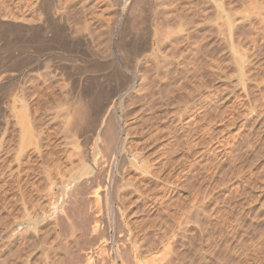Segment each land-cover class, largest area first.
<instances>
[{"label": "rangeland", "instance_id": "374dc122", "mask_svg": "<svg viewBox=\"0 0 264 264\" xmlns=\"http://www.w3.org/2000/svg\"><path fill=\"white\" fill-rule=\"evenodd\" d=\"M46 1L0 0V20L28 24L40 34V36L35 35L33 39L36 41L33 40L31 44L23 32L9 34L7 31L5 33L0 31V68H4L3 65L20 66L22 64L19 68L23 66L24 69L21 70L27 72L26 70L33 67L32 60L37 58L36 55L38 57L41 55L43 59L38 71L32 70L25 76L23 84L19 85L21 88L18 87L24 88L20 93L11 95L12 89L7 82L0 88L3 92H1L2 104L4 103L6 107L7 104L11 106L9 99L19 98V94H22L28 99L27 109L34 114L38 128L41 127L38 130H48L51 133L49 143L42 141L37 154L35 205L32 206L33 208L29 202L25 205L26 212L31 210V215L34 212L37 214L35 216H39L36 230L39 229L38 233L42 232L41 234L44 235L42 240L36 231L38 248L35 247L34 254L36 250L39 254H33L32 258L34 256L35 261L39 258L38 264L39 262L61 264L59 260H62L64 264L65 259L68 262L69 255L65 251L66 247L68 252L73 250V254H78L80 248L88 249L89 239L84 236H81L84 239L77 237L78 232L70 233L73 234L72 237L70 235L73 241L69 240V233L68 240L63 238L65 236H57L59 240L54 236L57 233L59 235L58 226L55 224L58 218L56 213L59 217H63V212L67 210L65 217H68L67 214L70 215L71 211L79 209L80 206L82 208V204L87 202L85 204L87 209L84 206L82 211H89L93 206L94 217L98 224L100 221L102 224H100L102 228L99 225L100 229L108 228V231L105 229L103 232H109L106 233L108 241L106 245L110 246V248L107 247L109 251H113L117 244L115 240L117 228L114 225L112 211L114 207L118 218H122L123 224L128 221L125 224L129 225L128 228H132V232H136L137 238L148 237L152 240L155 236L159 235L161 238L163 234H166L162 239L165 242L168 240V249L171 252L167 251L173 254V257L175 254L179 255L181 264H264V0H56L57 7L51 10V14H54L51 22L57 29L63 30L64 27L68 36L67 43L70 44L73 41L74 44L80 45L78 48L80 51L76 53H73L75 50L66 46L65 52L50 48L48 40L54 36V33L43 34L39 31L37 24L41 28L43 24L45 27L49 24V21L44 18L41 6ZM152 1L155 2L152 3ZM24 6L31 8L28 9L30 12H25L27 9ZM60 11L64 12V19L59 17ZM31 14L32 21L27 18H31ZM86 24L89 28H86ZM149 27L152 31L154 30L155 35H152L151 31L148 34ZM110 28L114 30V33L127 34V41L132 42L130 52L133 57L131 62L126 64L131 70L130 74L137 75L139 79L137 78L133 83L130 82L132 85L129 86V91L118 92L123 97L124 108L117 110V116L120 125L124 126L122 138L127 148L123 155L122 153L120 156L115 155L116 159L120 160L118 164L121 167L118 164L116 167L114 162V165L112 164L111 175H114L116 183L114 182L111 190H117L116 193L110 191L112 196L109 200L114 197L115 200H119V203L116 202L117 200L102 201L101 198V201H97L98 204L89 195L95 188L97 189V182H99L97 176L92 177L95 180L89 177L91 181L88 177V179L84 177L69 179V176L79 175L82 169V174L83 171L90 169L89 164L86 161L82 162L80 155L77 154L83 147H95L92 144L95 142L97 132L101 130L100 122H98L100 119L94 118L95 122H93L89 114L90 109L88 110V105H85L83 101V105L86 106L82 109L84 111L80 110L82 113L72 116L71 120L79 124L78 126L76 124L72 130L67 124L71 118V115L67 117L65 114L67 105H58L60 100H65L66 96H63V99L61 95L60 98L56 94L60 93L61 88L62 93L65 90L66 94H63L68 95L67 90L77 86V89L84 88L94 94L97 93V96L93 95L94 103L103 97L102 91L104 95L109 94L106 90L113 88L115 82L113 79L117 78L116 74L124 72V75L120 74L124 78L125 69L122 68H127V65H123L125 62L122 59L126 53L115 48L113 44L107 45L105 36ZM56 32L58 37L62 35L61 32ZM188 35L191 36V46L184 44L185 47L181 48L182 45L180 46L178 41L183 37L185 39ZM84 36L94 38V48L102 54V58L104 55V58L108 57V59L103 58L98 61L93 57L90 58L83 45ZM8 41L12 43V46L9 50L7 48L5 50L2 46L6 47L5 44L7 45ZM134 42L140 48L148 45L153 50L145 51L144 49L142 54L133 53L132 47L136 46ZM47 47L52 49V54ZM19 48H21L20 51L25 50L22 54L20 53L21 55L18 53V56L16 54ZM180 49H182L181 53L178 52ZM106 52L112 55L109 54L111 55L109 57ZM45 53L51 55L43 56ZM160 57H165L169 62L168 60L167 64L161 62ZM157 58L158 61H156ZM30 60L32 63L29 62ZM82 60L83 62H80ZM159 63L164 65L158 67ZM53 64L67 66L65 71H68V75L56 76L55 88L54 86L47 88L42 86V76L51 70ZM47 89L51 92L49 93ZM52 93L57 97H53ZM110 97L112 99L111 95ZM76 101H79L78 96L70 98L69 102L74 104L77 103ZM92 123H95L94 126ZM80 132L82 135L79 134ZM102 151L105 150L101 148L100 152L104 154L105 152ZM26 170L28 169L25 168L24 171ZM25 177L22 174L11 177L10 186L13 188L5 187L12 189L11 196L17 197V200L19 196L16 189L19 185L23 189L27 188L24 182ZM79 179L83 183L88 180L86 183L88 185L90 183L94 185L92 181H95L96 185L90 188L87 186L86 188H89L87 192L85 186L80 185ZM72 184L73 188L80 186L81 189L84 188L83 191L77 192L78 195L81 194L84 203L80 195L79 199L82 203L78 197L76 198L81 204L75 202L76 198L74 199L73 196L78 195L75 194L76 188L74 190L70 187ZM4 186H0L1 203L5 196ZM66 186L74 191L68 188L71 192H66ZM64 192L68 197L64 195ZM72 192H75V195ZM69 194H73V202L68 199L71 197ZM83 194L89 195L86 196L87 199L82 196ZM11 196L10 202L9 200L6 202L7 210L5 205V207L3 204L0 205V221L8 219L9 214H6V211L10 212L11 204L9 206L8 203H11ZM65 199H68V202H75L77 206L72 203L67 204ZM123 201L125 203L122 204ZM88 202H91L89 206ZM61 206L65 207L61 209ZM90 206L91 208H88ZM117 206L123 207V209L118 207V210L123 212L120 213ZM96 207L102 209L100 214H96L97 211L94 210ZM106 207L110 213H105ZM77 214V211H74L73 215L77 216ZM68 218L71 220L72 217ZM52 221L57 227L52 224ZM103 222L106 225L109 224V227H106ZM141 226L144 227L141 228ZM16 227V231L13 230L7 237L0 238V257L5 258L11 248L20 256L24 255L23 258H19L20 256L15 254L17 256L14 257L15 260L17 259L15 264H24L23 262L33 264L34 260L31 262L32 258L30 255L27 256L30 246L27 244L30 243L28 233L24 232V235L21 228L23 227L26 231L25 226L17 225ZM54 227L56 232L53 230ZM135 227L136 230L140 229L136 231ZM140 232L145 234L141 235ZM22 235L27 237L29 242H24ZM81 241L89 246L82 242L86 245L84 246ZM18 242H21V245L24 243L23 245L26 246L23 247L27 250L23 249ZM75 243L77 247L72 246ZM161 245L162 243L155 239L152 251L158 248L160 250ZM22 250H24L23 253ZM60 254H64L62 255L64 259ZM57 255L61 259L60 257L57 259ZM74 256L80 260L77 255L70 258L74 259ZM173 257L168 255L164 259L166 261V258ZM18 259L19 262H17Z\"/></svg>", "mask_w": 264, "mask_h": 264}, {"label": "bare ground", "instance_id": "6f19581e", "mask_svg": "<svg viewBox=\"0 0 264 264\" xmlns=\"http://www.w3.org/2000/svg\"><path fill=\"white\" fill-rule=\"evenodd\" d=\"M129 1V0H128ZM131 1H133V0H131ZM55 2H56V0H47L46 2H43L42 3V9H43V15L45 16L44 18L47 20V21H49L48 23L49 24H47V21H46V24H47V27H45V26H43L42 25V28L40 27V25H38L37 24V26L39 27V31L40 32H42L43 34H45V33H48V32H50V34H52V33H54L53 35L54 36H50V35H48V36H50L51 37V39L50 40H48V42H49V45H50V48H56V50H62V52L64 51L65 52V46H66V48L68 47H70V48H72V50H75L73 53H76V52H79L80 50H78V48H79V46L80 45H77V43L76 44H74L73 43V41H72V43H67V41H68V39H67V34H66V32L64 31V27H63V30H60V29H57L53 24H52V22H51V18H52V15L54 16V14H51V10L54 8V7H57V6H55ZM123 2V1H122ZM155 1H152V3H154ZM123 5V4H122ZM150 5V4H149ZM153 6V5H152ZM26 9H27V11H25V12H28L30 9L27 7V6H24ZM29 9V10H28ZM116 10V9H115ZM120 10V9H119ZM24 12V13H25ZM30 12V11H29ZM22 13V12H21ZM23 13V14H24ZM118 13V12H117ZM16 14H17V12H16ZM90 14H92L91 12H90ZM89 14V15H90ZM14 15H15V12H14ZM26 15H27V13H26ZM30 16V15H29ZM31 18L30 17H27V16H25V17H27L28 18V20H31L32 21V18H33V15L31 14ZM90 16H92V15H90ZM20 17V16H19ZM59 17L60 18H62L63 17V19L65 18V14H64V12H62V11H60L59 12ZM169 17V16H168ZM167 17V18H168ZM21 18H22V15H21ZM30 18V19H29ZM89 18V17H88ZM93 18V17H92ZM23 19H25L24 17H23ZM53 19V18H52ZM34 20V19H33ZM45 21H43V22H45ZM66 21V20H65ZM149 22V21H148ZM112 23H114V22H112ZM149 23H151V22H149ZM28 25V24H27ZM27 25H24V24H22V23H13V22H10V21H4V20H0V31H4L3 33H5V31H7L9 34H13V33H15V34H18V33H25L26 34V36H27V38H28V41H31V44H32V41L34 40L33 38L35 37V35H38V36H40V34L39 33H36L35 32V30H34V28H32V27H29V25L27 26ZM149 26V25H148ZM35 27V26H34ZM37 27V28H38ZM86 28H89V25H87L86 24ZM56 30H57V32H61V34L62 35H60V37H58L57 36V34H55V32H56ZM126 30V29H125ZM114 30L113 29H109L108 30V33H107V35L105 36V38H106V43H107V45H109V46H111V44H113L114 46H116L115 48H117V49H121V50H123V51H125V57L122 59L123 60V62H125V64L123 63V65H127L126 63H130L131 62V60H132V54H131V47H130V45H131V43H129L128 41H127V39H126V35H124V34H122V33H114L113 32ZM150 31H151V33H153L152 35H155V33H154V30L152 31L151 30V28L149 27V33L148 34H150ZM56 32V33H57ZM124 32V31H123ZM156 32V31H155ZM191 35V34H190ZM89 36V35H88ZM88 36H84V39H83V45H84V47H85V49H86V51H87V53H88V56H90V58H95V60H101V59H103L104 58V55H103V58H102V54H99V52L94 48V44L93 43H95V40H94V38H88ZM91 37V36H90ZM151 37V36H150ZM178 38H179V36H177ZM183 37V36H182ZM190 37L191 36H187V37H185V39H181L180 41H178V42H180V44L179 43H177V44H179L180 46H181V48L184 46V44H187V45H185V46H188V45H190L191 43V41H190ZM162 38V37H161ZM181 38V37H180ZM179 38V39H180ZM82 39V38H81ZM176 39V38H175ZM192 39V38H191ZM162 40V39H161ZM34 41H36V39L34 40ZM80 41V40H79ZM148 41V40H147ZM176 41V40H175ZM26 42V41H25ZM6 43V42H5ZM22 43V42H21ZM35 43V42H34ZM33 43V44H34ZM80 43V42H79ZM78 43V44H79ZM135 43V42H134ZM193 43V42H192ZM20 44V43H19ZM67 44H69V46L67 45ZM49 45H48V47H49ZM94 45V46H93ZM135 47H132V51H133V53L135 52V53H137V54H142L143 53V51H144V49H145V51H147V50H150V49H152V48H149L148 47V45L146 46H143V47H141L140 48V46L139 45H137L136 43H135ZM5 46L6 47H4V46H2L4 49L5 48H7V50H9V47L10 46H12V43L11 42H7V45L5 44ZM34 45H32V47H33ZM142 46V45H141ZM177 46V45H176ZM184 46V47H185ZM191 46V45H190ZM189 46V47H190ZM19 47H21V46H19ZM47 47V48H48ZM24 48H26V47H24ZM46 48V49H47ZM110 49H112L111 47H109ZM176 48V47H175ZM18 49V48H17ZM20 49L21 48H19V50H18V52H17V54L16 55H18L19 56V54L21 53H23L22 51H24V50H21L20 51ZM28 49V48H27ZM46 49H45V51H46ZM178 49V48H177ZM187 48H185V50H186ZM2 50V49H1ZM6 50V49H5ZM76 50H78V51H76ZM153 50V49H152ZM151 50V52H152V54L154 53L153 51ZM157 50V49H156ZM175 50V49H174ZM184 50V49H183ZM20 51V52H19ZM28 51V50H27ZM34 51V50H33ZM38 51H40V50H38ZM44 51V50H43ZM44 51V52H45ZM48 51H50L51 52V54L53 53V51H52V49H49L48 48ZM69 52H70V50H68ZM177 51V50H176ZM26 52V51H25ZM30 52V51H29ZM29 52H27V54H29ZM35 52H37V51H35ZM47 52V51H46ZM71 52V53H72ZM151 52L149 53L150 55H151ZM178 52H182V49H180V51L178 50ZM19 53V54H18ZM175 53V52H174ZM20 54V55H21ZM50 53H45V54H43V56H50L51 55ZM68 54V53H67ZM106 54H111L112 55V53H107L106 52ZM148 54V55H149ZM15 55V54H14ZM39 55V54H38ZM108 55H106V56H108ZM111 55H109V57L111 56ZM149 55V56H150ZM28 56V55H27ZM79 56V55H78ZM117 56V55H116ZM145 56V55H144ZM148 56V57H149ZM157 56V55H156ZM11 57H13V56H11ZM10 57V58H11ZM21 57V56H20ZM34 57V56H33ZM32 57V58H33ZM36 59L34 58L32 61H33V63L31 62V60L29 61L30 63H32L33 65V67L32 68H29V70H26L27 72H23L21 69H24L23 68V66H22V68L20 69L19 67L22 65H20V66H14V65H7V66H5V65H3L4 66V68L3 67H1L0 68V88L3 86V84L5 83V82H7V83H9V85H10V89H12V90H10L11 91V95H13V93L14 94H17V93H20L22 90H24V88H23V86H22V89H20L21 88V86H19V85H22L23 84V82H24V79H25V76H27V74L28 73H30L32 70H36V71H38L39 69H40V64H42L41 63V61L43 60L42 59V57H41V55H40V57H38L37 55H36ZM54 57V56H53ZM152 57V56H151ZM166 57V56H165ZM165 57H160L161 58V62H166V64H167V60L168 59H166ZM14 58V57H13ZM49 58V57H48ZM89 58V57H88ZM147 58V57H146ZM150 58V57H149ZM153 58H154V56H153ZM159 58V57H158ZM158 58H157V60L156 61H158ZM45 59V58H44ZM104 59H108V57L107 58H104ZM154 59H156V58H154ZM15 60V59H14ZM59 60V59H58ZM112 60V59H111ZM121 60V61H122ZM160 60V59H159ZM57 61V60H56ZM87 61V60H86ZM155 61V62H156ZM80 62H83V60L82 61H80ZM116 62H117V60H116ZM160 62V61H159ZM168 62H169V60H168ZM60 63V62H59ZM121 63V62H120ZM134 63V62H133ZM171 63H172V60H171ZM63 64V63H62ZM61 64V65H62ZM135 64V63H134ZM163 63H159V66L158 67H160L161 65H162ZM165 64V65H166ZM169 64V63H168ZM19 65V64H18ZM61 65H57V64H53V67L51 68V70H49V71H47L46 72V74L44 75V76H42V81H43V85L42 86H44V87H52V86H54V82L57 80L55 77L56 76H63V75H65V76H67L68 75V71H65L66 70V67L67 66H61ZM65 65V64H64ZM157 65H158V62H157ZM164 65V64H163ZM12 66V67H11ZM130 66V65H129ZM133 66V65H132ZM136 66V65H135ZM124 67V66H123ZM126 67V66H125ZM130 68V67H129ZM70 69V68H69ZM122 69H125V76H124V78H126V79H124L123 77H122V75H120L121 73H123V75H124V72H120V73H118V75L116 74L115 76L117 77H115L116 79H113L115 82H114V86H113V88L111 87L110 89L108 88V90H106V92H108L109 94H107L106 95V93H105V95H104V91H99V92H101L102 94H103V97H101L100 98V100H98L97 102L96 101H94V103L92 102V100H93V95H96L97 93H92V92H89L88 90H86V89H84V88H78L77 89V86H75V87H73V89H66L67 90V93H68V95H64L63 93H65L66 91L64 90V92L62 93V90H61V88H60V93L59 94H56V95H58V96H62V98H63V96H66L65 97V100H60V102H59V106H65V105H67V107L65 108V114H67L66 116L67 117H70V115H71V118L69 119V121H68V125L70 126H68L69 128H71L72 130H73V127L75 128L76 127V124L77 123H75V122H73L71 119H72V116L74 115V116H76V114H79V112H81L80 110H82L83 108H85L86 106L85 105H88L87 106V108H88V110L90 109V115L92 116H90L91 118H93V120H94V118L95 119H100V121H98V122H100L99 123V126H101V130L99 131V132H97V136L95 137V142H93V144L92 145H95V147L94 146H89V145H86V146H89V147H83L82 148V150H78V151H81V152H78L79 154H77L78 156L80 155V158L82 159V162L83 161H86L88 164H89V166H90V169H87V171H83L84 173L82 174V170L80 171V173H79V175H77V174H72V175H70L69 176V179L71 178V177H84V178H86V179H88L89 177L90 178H92L93 176H97L98 178V180H99V182H97V189L95 188V190L92 192V194H89V195H91V198H93L94 199V201L95 202H97V201H101L100 199L102 198L103 200L102 201H107V200H109V198L112 196H110V191H112L111 189H112V186H114L113 184H115L116 182L114 181V175H111L112 173H111V167H112V164L114 165V163H116L115 165H116V167L119 165L118 164V162L120 163V160H117L116 159V156L115 155H117L118 154V156H120V154L122 153V155H123V152L126 150V142L124 141V139L122 138V132H123V125L121 126L120 125V123H119V117L117 116V110L119 109V108H122L123 107V97H122V95L121 94H118V92L120 91V90H124V91H129L130 89H129V86H131L130 85V82L131 83H133V82H135L136 80H137V78L139 79V77H136L137 75H134V74H130V72H131V70H129L128 69V65H127V68H122ZM118 71H119V69H118ZM70 72V71H69ZM114 73H116V72H114ZM113 73V74H114ZM134 73V72H133ZM138 74V73H137ZM29 75V74H28ZM114 76V75H113ZM110 78V77H109ZM113 78V77H112ZM139 81V80H138ZM58 82V81H57ZM57 82H56V84H57ZM53 84V85H52ZM18 87H20V88H18ZM54 88H55V86H54ZM132 88V87H131ZM40 89V88H39ZM51 90H53V88H50ZM77 89V90H76ZM129 89V90H128ZM48 90V92L50 91L51 92V90H49V89H47ZM101 90V89H100ZM40 91H41V89H40ZM58 92H59V90H57ZM57 91H56V93H57ZM123 91V92H124ZM1 92H2V90L0 91V186H2V185H5L4 186V193H5V196H4V199H3V201H2V203L0 202V205H2L3 204V207H5L6 205H7V200H9V198H10V196H11V193L12 192H10V191H12V189L10 190V189H6L5 187H11L10 186V181H11V177H17L18 175H20V174H22V176H26L25 177V180H24V182H26V184H27V188H25V189H23L22 187H20V185H19V187H18V189H16L17 190V194H18V196H19V200H20V202H18L19 200H17V197H14L13 195L11 196V203H8L9 204V206H10V204H11V209H10V212H7L6 211V214L8 213L9 214V216H7L6 214V216H7V221L5 220V221H3V220H1L0 221V238H5V237H7L13 230H17V229H20V228H18V227H16L17 225H24L25 226V229H26V231L24 230V228L23 227H21L22 228V231H23V233L25 232V233H28V237H29V241H30V243H27V242H29L26 238L27 237H24V235H25V233H24V235H22L23 237H24V239H22L24 242H26L27 244H30V246L28 247V250L26 249V248H24L26 245H21V242H18L19 244H20V246H24L23 247V249H26L27 250V252H29L28 253V255L27 254H25V255H27V256H29L30 255V258H32V255L35 253V249L36 248H38L37 247V245H38V241H36V234L38 233V231H39V229H37L36 230V224H37V217H39V216H35V215H37V214H35L34 212H33V215H31L30 214V212L32 213V211L30 210V212L28 211V212H26L27 210V208H25V205H26V203L27 202H29V203H31V207L32 206H34L35 205V200H36V187H37V173H38V157H37V154L39 153V149H40V144H42V141H45V143H49V141H50V139H51V133L48 131V130H38V129H40L41 127L39 126V128H38V122L36 123V118L33 116L34 114H32L31 112H30V110H28L27 108V106H29L28 104H29V102H27V100L28 99H26V97L25 96H23L22 94H19V98H10L9 99V102H10V104H11V106H12V109H11V106H9V104H7L8 106L6 107V105H4V103L2 104L1 103V101H2V94H1ZM49 92V93H50ZM53 92V91H52ZM3 93V92H2ZM66 94V93H65ZM115 94H117V95H115ZM21 95V96H20ZM51 95H53V93L51 94ZM70 95V96H69ZM72 95V96H71ZM98 95H100V94H98ZM110 95L112 96V99H111V97H110ZM61 96H60V98H61ZM67 96H69L70 98H73V97H75L76 96V98H77V96H78V102L77 103H70L69 101H70V98L69 97H67ZM97 96V95H96ZM5 97V96H4ZM53 97H57V96H54L53 95ZM59 98V99H60ZM80 98V99H79ZM97 98V97H96ZM56 99V98H55ZM58 99V100H59ZM64 99V98H63ZM82 99V100H81ZM57 100V99H56ZM85 102V105H83V103L82 102ZM19 103V104H17V103ZM75 102V101H74ZM19 105V106H18ZM10 107V108H9ZM7 108H9V109H7ZM18 108V109H17ZM124 108V107H123ZM6 110H7V112H6ZM87 110V109H86ZM82 111H84V110H82ZM127 111V110H126ZM89 112V111H88ZM82 113V112H81ZM127 113V112H126ZM82 115V114H81ZM128 115V114H127ZM127 115H126V117H127ZM87 116V115H86ZM79 116H77V118H78ZM82 117V116H81ZM125 117V116H124ZM81 119V118H80ZM79 119V120H80ZM85 118H83V120H84ZM67 120H68V118H67ZM71 120V121H70ZM86 121H88V120H86ZM86 121H85V123H86ZM91 121V120H90ZM77 122V121H76ZM92 122V121H91ZM93 122H95V120L93 121ZM94 124L95 123H92V126H94ZM97 125H98V123H96ZM79 124H77V126H78ZM96 125V126H97ZM96 128V127H95ZM82 130V129H81ZM84 131V130H83ZM128 131V130H127ZM79 132V131H78ZM78 132H76V134H78ZM79 134H81V132L79 133ZM82 135V134H81ZM84 135V134H83ZM91 136V135H90ZM83 138V137H82ZM87 142V141H86ZM83 144H84V142H83ZM82 144V145H83ZM81 145V146H82ZM49 146V145H48ZM132 146H133V144H132ZM77 147V146H76ZM101 148H102V150L104 149L105 151V153L104 154H101V152H100V150H101ZM132 148V147H131ZM78 149H79V147H78ZM129 149V148H128ZM41 152V151H40ZM81 153V154H80ZM41 155V154H40ZM135 155V154H134ZM135 156H137V155H135ZM133 158V157H132ZM135 158V157H134ZM78 159V158H77ZM123 159V158H122ZM79 160V159H78ZM141 160V159H140ZM155 160V159H154ZM116 161V162H115ZM126 161V160H125ZM85 162V163H86ZM114 162V163H113ZM123 162V161H122ZM142 162V161H141ZM153 162V161H152ZM82 164V163H81ZM84 164V163H83ZM82 164V165H83ZM118 164V165H117ZM81 165V166H82ZM122 165V164H121ZM143 165H145V164H143ZM79 166H80V164H79ZM78 166V167H79ZM120 166V165H119ZM123 166V165H122ZM121 167V166H120ZM143 167V166H142ZM25 168H27L28 170H26V171H24V169ZM75 168V167H74ZM161 168H163V167H161ZM77 169V168H76ZM117 169V168H116ZM160 168L158 167V170H159ZM118 170V169H117ZM74 171H75V169H74ZM122 171V170H121ZM71 173H73V171L71 172ZM143 173V172H142ZM147 173V172H146ZM150 174V173H149ZM155 175V174H154ZM118 176H120V175H118ZM152 176H153V174H152ZM159 176V175H158ZM157 176V177H158ZM88 177V178H87ZM99 177H100V179H99ZM149 177V176H148ZM24 178V177H23ZM90 178H89V181H91V180H95V178H92L91 180H90ZM22 179V178H21ZM96 179V180H97ZM144 179V178H143ZM81 180H82V178H81ZM80 179H79V183H80V185H82V186H85L84 188L87 190V189H89L90 188V186H93L94 187V185H96L95 183V181H92V184H93V182H94V185H91V183H90V185H88V184H86L87 183V181L88 180H86V183H85V181H84V183H85V185H84V183L81 181ZM97 180V181H98ZM22 181H23V179H22ZM75 181V180H74ZM81 181V182H80ZM149 181V180H148ZM78 182V181H77ZM115 182V183H114ZM20 183H21V181H20ZM79 183H77V184H79ZM81 183H83V184H81ZM26 184L24 183V185L26 186ZM67 184V183H66ZM118 184V183H117ZM120 185H121V183H120ZM124 185V184H123ZM139 185V184H138ZM149 185V184H148ZM71 186H73V184L72 185H70V187ZM74 186H76V184H74ZM78 186V185H77ZM89 187V188H86V187ZM119 186V185H118ZM146 186V185H145ZM67 187L66 186V192H68V193H70L69 191H68V188H69V190H72V189H74L75 190V188L76 187ZM115 187H117L116 185H115ZM115 187H113L114 189H115ZM136 187V186H135ZM11 188H13V187H11ZM78 188H80V189H78ZM83 188V189H84ZM118 188V187H117ZM122 188H124V187H122ZM65 189H64V191H65ZM83 189H81V186L80 187H77L76 188V193L75 194H77L78 195V193H79V190L81 191H83ZM91 189H92V187H91ZM74 190H72V191H74ZM109 190V193H107V191ZM117 190V189H116ZM116 190H114L115 191V193H116ZM139 190V189H138ZM114 191H112V192H114ZM66 192H64L65 194V196H67L68 197V195L66 194ZM78 192V193H77ZM87 192H88V190H87ZM0 193H1V190H0ZM15 193V192H14ZM73 193V192H72ZM73 193V194H74ZM81 193V192H80ZM82 193H84V192H82ZM91 193V192H90ZM73 194L71 195V194H69V196H71L70 198H68V199H71V201H72V199L74 198H76V197H78V199H79V195H80V197H81V194H79L78 196H76L75 194V196H73ZM15 196H16V194H14ZM88 194H83L82 196H85V199H87V197L86 196H89ZM124 195V194H123ZM72 196H73V198H72ZM125 196V195H124ZM118 197V196H117ZM117 197H115V198H117ZM82 198V197H81ZM90 198V199H91ZM68 199H65V200H67L66 201V203L68 204V203H72V202H68ZM77 198H76V203L78 202V203H80L81 202V199H79L80 200V202H79V200H78ZM112 199V198H111ZM120 199V198H119ZM89 200V199H88ZM113 200H115L114 199V197H113V199L112 200H109V201H113ZM117 200V199H116ZM115 200V201H116ZM123 200V199H122ZM125 200V199H124ZM82 201H83V203H84V200H83V198H82ZM93 200H91V202H92ZM9 202H10V200H9ZM74 202V203H75ZM86 202V201H85ZM91 202H88V206L91 204ZM116 202H118L119 203V200H117ZM115 202V203H116ZM6 203V204H5ZM63 203V202H62ZM74 203H72V205H76V203L74 204ZM82 203V202H81ZM80 203V204H81ZM87 203V202H86ZM86 203H84V204H82V208H81V206L80 205H78V206H80V208H81V210H80V208L79 209H77L75 206V208L77 209V210H73V211H71L72 213L70 214V215H66V216H71L72 218H71V220H69V218L68 217H65V212L67 211L66 210V208H64L66 211L65 212H63L64 213V216L62 217H59V215L56 213V215L58 216V218H56V220H55V224L58 226V229H59V235H58V233H57V235H54L55 236V238L57 237V236H65V237H63L64 239L66 238L67 240H68V237H67V234L69 233V240L71 239L70 238V235H71V237H72V235L74 234V233H76V232H78L79 234L77 235V237H79L80 236V238L81 239H84V238H86V239H89V241H90V246L89 245H87L86 244V242H84V241H81V243L83 242L84 244H86L87 246H89L88 247V249L85 247V248H80V252H78V254L77 253H75V254H73L72 252H73V250H71V252L69 253L68 252V250H66L67 249V247L65 246L66 245V243H65V240H63L64 241V243H65V247H66V249H65V251H66V253H67V257H68V262H67V259H65V261L68 263V264H181V259H180V257H179V255H176L175 253V255H174V257H173V254H170L169 252H171L168 248V244H167V242H168V240H167V242H165L163 239H162V237L164 238V235H166V234H163V233H161V234H163V236H161V238H160V236L158 235L157 237L155 236L152 240H150V238H148V237H146V238H142V239H139V238H137V234H135L136 232L134 231V232H132V228H128L127 226H129V225H127V224H125L126 222H128V221H125V223L123 224L122 222H121V219L120 218H118L119 216H117L116 215V213H117V211L115 210V208L113 207V210H112V208H111V206H110V209L113 211V214H114V220H113V218H112V220L114 221V225H115V227L117 228V234H116V239L115 240H117V244H116V246H115V249L113 250V251H109V249L108 248H110V246L108 247L107 245H106V233H109V232H103V230H105L106 228H104V229H100V227H99V225L101 224L100 222H99V224H98V222L96 221V219H95V217H94V211H93V206H92V208H91V206L90 207H88V208H91V210L89 209V211H82V210H84V206H85V209H87L86 208V206L87 205H85ZM90 203V204H89ZM98 203V202H97ZM101 203V202H100ZM102 203H104V202H102ZM111 203V202H110ZM121 203V202H120ZM123 203H125L124 201L122 202V204ZM64 204V203H63ZM99 204V203H98ZM107 204V203H106ZM5 205V206H4ZM104 205V204H103ZM108 205H110L109 203H108ZM117 205V204H116ZM125 205V204H124ZM8 206V207H9ZM77 206V205H76ZM115 206V205H114ZM122 206V205H121ZM63 207H65V206H63ZM62 206H61V209L63 208ZM104 207V206H103ZM118 207H120V206H117V210L119 209ZM33 208V207H32ZM97 208V207H96ZM94 209L95 210V212H96V214H100L99 212L102 210V209H100L99 207V209L97 208V209ZM101 208H102V206H101ZM107 208V211L106 210H104V209H106ZM106 208H104L103 210L104 211H106L105 213H110V211L108 210V207H106ZM30 209V205H29V208H28V210ZM60 209V210H61ZM71 209H72V206H71ZM120 209H123V207L121 208L120 207ZM6 210H7V206H6ZM8 210H9V208H8ZM99 210V211H98ZM125 210V209H124ZM4 211H5V209H4ZM34 211V210H33ZM74 211H77V216H75V215H73L74 214ZM111 211V212H112ZM115 211V212H114ZM119 211V210H118ZM57 212V211H56ZM59 212V211H58ZM120 212V211H119ZM121 212H123V210L121 211ZM120 212V213H121ZM30 215H29V214ZM69 213V212H68ZM119 213V214H120ZM60 214V213H59ZM102 214H103V212H102ZM122 214H125V213H122ZM61 215V214H60ZM105 215V214H104ZM4 216V215H3ZM5 216V217H6ZM56 216V217H57ZM99 216V215H98ZM103 216V215H102ZM112 216V215H111ZM121 216H123V215H121ZM106 217V216H105ZM123 218H124V216H123ZM5 219V218H4ZM98 220V219H97ZM39 221H41V220H39ZM39 221H38V223H39ZM42 221H44V220H42ZM103 221H105V219H103ZM53 222V221H52ZM104 224H105V222H103ZM109 223V222H108ZM53 225H55L54 224V222L52 223ZM129 224V223H128ZM40 225V224H39ZM38 225V226H39ZM55 225V226H56ZM102 225V224H101ZM100 225V226H101ZM106 225V224H105ZM109 224H107L106 225V227L108 226ZM132 225V224H131ZM148 225V224H147ZM50 226H51V224H50ZM56 226V227H57ZM133 226V225H132ZM149 226H151V225H149ZM165 226H167V225H165ZM15 227L17 228V229H15ZM52 227V226H51ZM103 227H104V225H103ZM109 227V226H108ZM138 227V226H137ZM144 227V226H143ZM142 226H141V228H143ZM145 227H147V226H145ZM101 228H102V226H101ZM150 228V227H149ZM154 228V227H153ZM166 229H167V227H165ZM51 229V228H50ZM108 229V228H107ZM106 229V230H107ZM140 229V228H139ZM138 229V230H139ZM151 229V228H150ZM155 229V228H154ZM153 229V231H155ZM159 229H161V227L159 228ZM54 231H55V227H54V229H53ZM135 230H136V227H135ZM138 230H136V231H138ZM165 229H164V226H163V232L165 233V231H164ZM168 230V229H167ZM36 231H37V233H36ZM108 231V230H107ZM141 231H143V230H141ZM50 232V231H49ZM53 232V231H52ZM56 232V231H55ZM151 231L149 230V233H150ZM157 232H158V230H157ZM160 232V231H159ZM162 232V231H161ZM42 233V232H41ZM41 233H38L39 234V238H40V236L42 237V236H44V235H42ZM51 233V232H50ZM70 233H73V234H70ZM139 233V232H138ZM141 233V232H140ZM143 234H145L144 232H142ZM141 233V235H143ZM166 233H168V232H166ZM155 234V233H154ZM115 235V234H114ZM140 235V234H139ZM53 236V237H54ZM81 236H84V238L83 237H81ZM110 236V235H109ZM108 236V237H109ZM73 237H75V235L73 236ZM133 237H134V239H133ZM38 238V239H39ZM55 238H52V239H55ZM58 238V237H57ZM56 238V239H57ZM165 238H166V236H165ZM15 239V238H14ZM51 239V240H52ZM61 240H62V238H60ZM77 239V238H76ZM155 239L159 242V243H162V245H161V248H162V250H161V248H160V250H159V248L156 250V251H152V247H153V244L155 243ZM168 239V238H167ZM171 239V238H170ZM18 240V239H17ZM42 240H44L43 239V237H42ZM50 240V241H51ZM57 240H59V239H57ZM61 240H60V242H61ZM72 240V239H71ZM70 240V241H71ZM74 240V239H73ZM72 240V241H73ZM78 240H79V238H78ZM16 241V240H15ZM19 241V240H18ZM40 241V240H39ZM55 241V240H54ZM17 242V241H16ZM15 242V243H16ZM41 242V241H40ZM46 242V241H45ZM51 242H53V241H51ZM57 242V241H56ZM56 242H54L55 244H56ZM59 241L57 242V243H60ZM75 242V241H74ZM108 242V241H107ZM12 243V242H11ZM18 243L16 244V245H18ZM35 243H37L36 245H35ZM44 243V242H43ZM73 244V242H70V244ZM82 243V244H83ZM157 243V242H156ZM41 244V243H40ZM55 244H53V245H55ZM78 244L80 245V243L78 242ZM77 244V245H78ZM83 244V245H84ZM158 244V243H157ZM42 245V244H41ZM86 245H84V246H86ZM159 245V244H158ZM14 246H15V244H14ZM57 246H59V245H57ZM73 247L75 246V247H77L76 246V243L74 244V245H72ZM18 247V246H17ZM21 247V248H22ZM36 247V248H35ZM41 247V246H40ZM51 247V246H50ZM73 247H71V248H73ZM108 247V248H107ZM14 247H12V249H13ZM16 248V247H15ZM20 248V247H19ZM113 248H114V246H113ZM53 249V248H52ZM82 250V251H81ZM112 250V249H111ZM167 250H169V252L167 251ZM23 251L24 250H22V253H23ZM75 252H77L78 251V248H77V251L76 250H74ZM109 251V252H108ZM168 252V255H172V257L173 258H171V259H168V258H166V261H165V259H164V257H167L168 255H167V252ZM7 252H8V250H7ZM38 252H37V250H36V254H37ZM62 253V252H61ZM77 255L79 258H80V260L79 259H77V257L76 256H74L75 258L74 259H71L70 257H72L73 255ZM7 255L5 256V258H3V257H0V264H15V261L17 260H15L14 259V257L16 256L15 254H18V253H15V250H11V248H9V252L8 253H6ZM36 254H34V255H36ZM39 254V253H38ZM55 255H56V253H54ZM165 254V255H164ZM5 254H3V256H4ZM22 256H20L19 254H18V257L19 258H23V254H21ZM41 255V254H40ZM40 255H38V256H40ZM62 255H64V254H62ZM61 254H60V256H62ZM71 255V256H70ZM59 256V257H60ZM17 257V256H16ZM15 257V258H16ZM41 258H42V256H40ZM58 257V255H57V259L59 258ZM63 257V259H64V256H62ZM65 257H66V254H65ZM66 257V258H67ZM3 258V259H2ZM35 258H36V256H35ZM47 259H48V256L46 257ZM69 258H70V260H69ZM73 258V257H72ZM2 259V260H1ZM27 259V258H26ZM37 259V258H36ZM46 259V260H47ZM51 259V258H50ZM59 259H61V257L59 258ZM75 259H76V261H75ZM168 259V260H167ZM23 260V259H22ZM32 260H34V263L33 264H35L36 263V261H37V264H38V260H39V258L35 261V259H34V256H33V258L31 259V262H32ZM49 260V259H48ZM78 260V261H77ZM20 260L18 259V261L17 262H19ZM24 261H25V257H24ZM27 261V260H26ZM41 261V260H40ZM43 261V260H42ZM60 261V263L61 264H63L61 261L62 260H59ZM64 261V260H63ZM65 261H64V264H67V263H65ZM164 261V263H162ZM29 262V261H28ZM47 262V261H46ZM21 263V262H20ZM24 264H26L27 262H23ZM53 263V262H52ZM54 263H56V261L54 262ZM264 263V262H263ZM19 264V263H18ZM39 264H41L40 262H39ZM48 264V263H47ZM51 264V263H50ZM260 264H262V263H260Z\"/></svg>", "mask_w": 264, "mask_h": 264}]
</instances>
